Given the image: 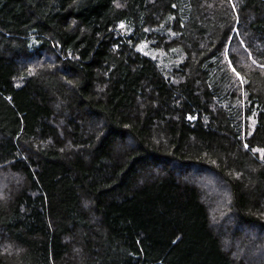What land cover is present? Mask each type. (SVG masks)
<instances>
[{"label":"trees","instance_id":"trees-1","mask_svg":"<svg viewBox=\"0 0 264 264\" xmlns=\"http://www.w3.org/2000/svg\"><path fill=\"white\" fill-rule=\"evenodd\" d=\"M260 65L264 0H0V264H264Z\"/></svg>","mask_w":264,"mask_h":264},{"label":"snow or ice","instance_id":"snow-or-ice-1","mask_svg":"<svg viewBox=\"0 0 264 264\" xmlns=\"http://www.w3.org/2000/svg\"><path fill=\"white\" fill-rule=\"evenodd\" d=\"M229 2H231V0H229ZM233 10H235V7H233ZM225 58L227 59V55ZM253 63H256V61L253 60ZM229 67L230 68L232 67L231 62H229ZM260 67L264 68V65H260ZM232 71L236 75L237 79L241 80V83L245 82L243 80V78L241 77L240 73L237 72L235 68H232ZM253 115H255V113H253ZM244 147H245V149H248L249 146L247 144H245ZM251 151L253 153H259L262 162H264V149L252 148Z\"/></svg>","mask_w":264,"mask_h":264},{"label":"rangeland","instance_id":"rangeland-1","mask_svg":"<svg viewBox=\"0 0 264 264\" xmlns=\"http://www.w3.org/2000/svg\"><path fill=\"white\" fill-rule=\"evenodd\" d=\"M138 48L144 55L149 56V57H151L152 59H155V60L156 59L159 60V61L162 60L161 59V55H158L156 52L152 51L151 48L148 45L141 44ZM159 64L163 65V62L161 61Z\"/></svg>","mask_w":264,"mask_h":264},{"label":"bare ground","instance_id":"bare-ground-1","mask_svg":"<svg viewBox=\"0 0 264 264\" xmlns=\"http://www.w3.org/2000/svg\"><path fill=\"white\" fill-rule=\"evenodd\" d=\"M189 46H191L190 44H189ZM179 62V61H178ZM173 63V62H172Z\"/></svg>","mask_w":264,"mask_h":264}]
</instances>
